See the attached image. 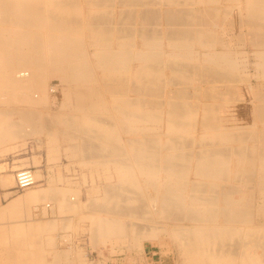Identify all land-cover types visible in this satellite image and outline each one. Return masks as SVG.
I'll list each match as a JSON object with an SVG mask.
<instances>
[{
  "label": "bare ground",
  "instance_id": "1",
  "mask_svg": "<svg viewBox=\"0 0 264 264\" xmlns=\"http://www.w3.org/2000/svg\"><path fill=\"white\" fill-rule=\"evenodd\" d=\"M234 6L239 36L223 32ZM53 78L63 110L46 117ZM24 124L51 156L79 143L66 153L99 183L86 202L53 187L11 206L52 199L92 239L165 247L171 264H264V0H0V145ZM10 249L0 264H48Z\"/></svg>",
  "mask_w": 264,
  "mask_h": 264
},
{
  "label": "rangeland",
  "instance_id": "2",
  "mask_svg": "<svg viewBox=\"0 0 264 264\" xmlns=\"http://www.w3.org/2000/svg\"><path fill=\"white\" fill-rule=\"evenodd\" d=\"M222 5L227 6L228 3L224 1L222 2ZM238 8L239 7L237 6L232 7L230 9L231 12L229 11L230 13L226 16L227 23L226 25L225 24L223 25L224 31L222 30L225 34L226 33L231 34L233 32L234 33L236 32L237 36H239L241 32L244 33L248 32V25L245 24L244 22H240L241 15H239L240 9L238 10ZM249 61L251 62V59H249ZM60 85L61 82H59V80L56 78L55 79L53 78L49 81V87H51L50 90L53 89L54 91L49 92L50 95L49 100L47 101L46 106L41 108V113L42 114L43 112L45 113L43 114V116L49 114L53 116L63 110L62 106H63L64 98L62 95V85L61 86ZM243 94L247 99L246 102L243 103L237 102L239 99L242 98L240 97V94L234 96V101L236 100L235 102H237L236 103L237 108H235V111H232L231 110L232 108L228 107L229 103H227L228 105L226 104L227 105L226 110L229 109L228 112L229 114L240 113L244 111L243 109L250 106L251 97L248 96L247 94L245 95V92H243ZM15 116L16 115L12 114L13 119ZM50 117H48V119H50ZM17 118L18 116L15 117V120ZM244 121L246 122V120H242V122L238 121L236 123L237 124L236 126L238 127L244 126L245 125ZM22 127L23 129L21 128V134H20L22 135L20 136L21 139L18 138L15 141L13 140L14 144L12 141H9V142H5V144L0 145V227H1L0 233H2L1 232L2 229L3 230L6 229L3 231L4 235L3 234L0 235V250L4 252V253L2 252L3 255L2 253H0L1 254L0 260L3 258L2 260L6 261V257L4 256L6 254V248L10 247L11 249H14V251L16 250V252L18 251V253L21 252L20 254H24V252L28 253L27 251H29L28 247L30 243L35 241L33 242L34 244L36 242L38 243H36L34 248H32L33 251L30 248L29 252L36 251L34 252L36 254L37 252L38 254L42 253L43 257H45L44 258L45 261L48 264H68V263L69 264H171L172 263L174 254L172 252H166L165 247L163 248L156 247L153 249V247L150 244H146L145 248H142L140 246L139 247L135 246L134 248H132V250L128 251L127 248H129L130 246L128 244L129 242L127 243L126 241L125 242L111 241V239L105 237L97 240L92 239L91 233L89 234L90 232L89 220L82 221L79 217L80 215H78V213L75 212L72 213L61 212L57 208L54 200L52 199H45L43 202H39L37 204L28 205V206L27 205H16L14 207L11 206L13 200L18 198L27 190L46 189L48 191L53 187H54L53 189L56 188L58 189V187L59 189L72 188L80 194L77 193L78 195H76L75 192L73 193L74 196L72 194L71 196L77 200L80 199L81 201L86 202L88 198V194H87L88 191L93 186H95L96 182L99 183V181L96 178L91 177L87 168L85 169L83 165L79 163L81 162L80 158L82 159L84 155H77L80 157H78V159L77 158L74 159V157L77 156H70L71 157L70 158L69 157L70 154L68 155L66 153L67 149L70 147L71 144L73 146H77L79 145V143L78 144L77 142L73 143L74 141H72V143L70 144L69 142L64 141L63 139H60L61 141H58L57 144L59 146L57 145L55 146L57 151L55 152L54 155L51 156L49 154V148H48L49 146L46 142V139L44 138V134H42V136L40 135V133L38 135L36 134L34 135L32 131V126L31 125L29 126L28 124H24ZM25 135L28 136L26 137ZM23 136L25 137L23 138ZM23 169H31L35 177L37 176L36 177L37 183L34 186L30 187L29 189H19L17 187L16 174L18 173V171ZM67 179H69V181ZM57 180L59 182H57ZM3 181L6 182L4 183ZM75 202L77 201H74L72 203ZM20 224L22 226H20ZM10 225L12 230L10 228ZM12 225L14 227H12ZM32 225L37 231V233H34L30 237L28 233L26 235V232L30 227H32ZM18 227L20 229L23 228L22 231H24L25 233L24 232L21 233V230L18 229ZM13 229L15 231L17 230L16 232L18 234L15 231H13ZM13 232L14 234H12ZM2 237L4 238V240ZM40 239L43 243L40 241ZM33 243L32 245H34ZM12 245L18 247L13 248L11 247ZM37 246L38 249L36 248ZM51 246L54 248H50ZM8 252L10 253L13 251L12 250L9 251L7 249V253ZM56 254L59 257L56 258ZM54 257L56 258V260H54L55 259ZM77 259L80 261L78 262Z\"/></svg>",
  "mask_w": 264,
  "mask_h": 264
},
{
  "label": "built area",
  "instance_id": "3",
  "mask_svg": "<svg viewBox=\"0 0 264 264\" xmlns=\"http://www.w3.org/2000/svg\"><path fill=\"white\" fill-rule=\"evenodd\" d=\"M17 187L19 189H27L34 186L37 181L31 169H23L16 174Z\"/></svg>",
  "mask_w": 264,
  "mask_h": 264
}]
</instances>
